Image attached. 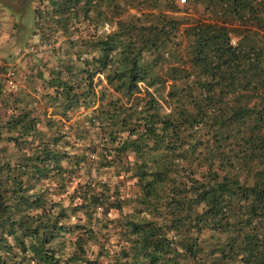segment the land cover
<instances>
[{
  "label": "trees",
  "instance_id": "trees-1",
  "mask_svg": "<svg viewBox=\"0 0 264 264\" xmlns=\"http://www.w3.org/2000/svg\"><path fill=\"white\" fill-rule=\"evenodd\" d=\"M179 1L47 0L15 25L52 48L0 83V264H264V0ZM117 166L134 195L99 179ZM94 214L115 241L91 258Z\"/></svg>",
  "mask_w": 264,
  "mask_h": 264
},
{
  "label": "rangeland",
  "instance_id": "rangeland-1",
  "mask_svg": "<svg viewBox=\"0 0 264 264\" xmlns=\"http://www.w3.org/2000/svg\"><path fill=\"white\" fill-rule=\"evenodd\" d=\"M5 3H9L10 5V9L9 8H3L0 9V62L1 64L4 66V68L7 66V69H11L12 68H17L18 71L23 72L24 71H28V67H27V63H25L24 61V57L20 58V56L17 55L18 51H20L21 48H23L24 42H20L18 41L20 38L16 36V30L14 29L15 25H19L20 28L25 27L26 32H27V37L29 38L30 34L32 33L33 29H34V25H35V17H34V9L36 8H40L43 7L47 4V0H29L30 1V7L27 11H25L24 15L21 16V10H23L21 8V5L25 4L26 0H3ZM180 8L182 9V14H190V13H195L196 16H200L203 13V8L201 5L198 6V10H194L193 7L191 6L190 10L186 11V7L183 5H180ZM195 11V12H193ZM6 13L7 17L10 18L9 22L6 23V21L4 22V20L2 18H5L4 13ZM133 13H136L135 11ZM8 21V20H7ZM5 23L7 25H9V27H5ZM100 31V30H99ZM19 38V39H18ZM63 38L59 37V42L58 44H54L53 45H60V43L64 40H62ZM39 41V38H33V42H37ZM16 55V57H15ZM45 55V53L43 54ZM49 114H51V109H49ZM83 109H81L80 111H73L70 112L69 117L71 118L70 120L68 119H64V121H62L64 124L62 126V129L64 132L68 131V127L70 125H72L73 123L76 122V120L83 116ZM79 116V117H78ZM55 118L61 120L60 116H55ZM71 142H74V139L71 138L70 139ZM80 144V143H79ZM81 145H84L85 147H89L90 143L89 142H81ZM77 148V147H76ZM134 155H130V160L133 159ZM118 170H119V166H117L116 168H110L107 170H103L100 173L99 179L101 180H108L112 182V186H116L117 183L122 182V180L125 181L123 188H122V193L123 194H129V196L134 195L137 192V187L135 186V181L134 180H130L127 179L126 177L124 179H122L121 177L118 176ZM85 177L82 178V181H85ZM50 184L53 185L55 184L54 181H47L45 184ZM76 185V183L74 185H72V188H70V192H72L73 187ZM68 193H64V197L63 198H55L56 201L61 200L64 206H69L70 202L67 198ZM131 210L129 207H126L125 209V213L128 214L130 213ZM85 215L86 213L83 211H80L78 213L77 216H72L67 223L70 225H75L78 223V219H85ZM119 214L118 212H113L111 217H118ZM94 220V222H96V218H95V214L93 215L91 221ZM89 223L90 229L92 228L94 232L97 233V241L96 242H90V244L87 246V249H89L90 254H91V258H94V256L97 254V252L99 251V249L102 247L103 243L105 241H111V239H113L112 241H115V238L110 239V235L107 238V229L103 227L102 222H99L96 225H93V222ZM112 236V234H111ZM74 238V237H72ZM66 239V240H65ZM105 239V240H104ZM70 238H68V236H66L63 239V243H65L66 245H68V251H72L74 249L73 246H71V248L69 247V245H71L70 243ZM75 241V238L74 240ZM104 263H106L105 259H101Z\"/></svg>",
  "mask_w": 264,
  "mask_h": 264
},
{
  "label": "built area",
  "instance_id": "built-area-1",
  "mask_svg": "<svg viewBox=\"0 0 264 264\" xmlns=\"http://www.w3.org/2000/svg\"><path fill=\"white\" fill-rule=\"evenodd\" d=\"M180 5H185L186 4V0H180L179 1ZM38 38V37H35ZM239 39L233 37L232 38V44L233 45H237ZM52 48V45L49 43H44V42H32L31 45H29L27 48L24 49V51H18L17 55L20 56V58L25 57L28 54L31 53H41L43 51H46L48 49ZM3 65L0 62V83H2L3 81H6L7 86L9 89H16L18 88V84L15 81V75L17 72V68H11L9 69L7 72H4L2 70ZM74 182H77L75 179H73ZM96 215L97 217H100V213L102 212V208L101 207H97L96 208ZM107 249H110V246L107 244L106 245Z\"/></svg>",
  "mask_w": 264,
  "mask_h": 264
},
{
  "label": "crops",
  "instance_id": "crops-1",
  "mask_svg": "<svg viewBox=\"0 0 264 264\" xmlns=\"http://www.w3.org/2000/svg\"><path fill=\"white\" fill-rule=\"evenodd\" d=\"M6 13H7V12L4 13L5 18H2V19L4 20V22L6 21V23H8L9 20H10V18L7 17ZM7 20H8V21H7ZM6 23H5V27H9V25H7Z\"/></svg>",
  "mask_w": 264,
  "mask_h": 264
}]
</instances>
